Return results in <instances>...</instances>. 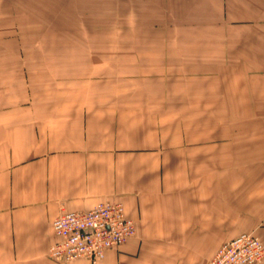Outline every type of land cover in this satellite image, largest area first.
Segmentation results:
<instances>
[{"label": "crops", "instance_id": "crops-1", "mask_svg": "<svg viewBox=\"0 0 264 264\" xmlns=\"http://www.w3.org/2000/svg\"><path fill=\"white\" fill-rule=\"evenodd\" d=\"M71 13L162 15L166 33L126 53L64 59L158 62V84L8 98L23 85L2 79L29 63L37 81L51 60L32 31ZM148 42L158 58L140 57ZM101 201L136 235L97 264H207L247 232L264 244V0H0V264H90L48 256L52 222Z\"/></svg>", "mask_w": 264, "mask_h": 264}, {"label": "rangeland", "instance_id": "rangeland-1", "mask_svg": "<svg viewBox=\"0 0 264 264\" xmlns=\"http://www.w3.org/2000/svg\"><path fill=\"white\" fill-rule=\"evenodd\" d=\"M61 14H55L54 18L56 25H61V27H57L54 30H48L46 28L40 27L36 34H33V37H38V53L48 54L49 62H40L39 67H41V71H39V76L37 81L32 79V77L26 76L28 73L26 69H28L29 63H24L23 68V78H5L2 79L4 81H8V85L10 86V81H18L22 83L21 92L17 95H9L8 98L11 100H15L17 98H21V101H31V86L33 87L34 83H38L40 87L39 91L42 92L46 88V90H53L55 92H64L71 91L73 92V87L79 89L81 94L85 96L86 91H92L95 88L106 87L115 88V87H134L137 88L146 82H150L151 84H158V77L155 74V71L158 70V62H114L109 60H99L95 61V58L92 61H64L65 55L73 54H96V55H105L106 53H126L127 50L125 46L128 43L134 42L135 44L137 39L152 40L157 39L159 37L155 36L159 33H166V30L159 29L161 26H165L164 21H161L162 15L158 13H144V14H134L132 16L133 19H129L131 15L123 14V15H112V14H96V13H80V14H66L71 19L69 23V19L64 17L62 19ZM164 17V15H163ZM64 21V22H63ZM62 22V23H60ZM128 22H130L128 24ZM70 26V29H65L66 26ZM68 24V25H67ZM39 26H46L47 24L40 22ZM79 25V26H78ZM129 25V28L127 26ZM74 27V28H73ZM80 27V28H79ZM125 27V28H122ZM24 33L31 32L30 30H23ZM168 31L167 33H169ZM144 34V36H139V34ZM48 39V44L46 45V40ZM83 39V40H82ZM65 40V45H64ZM115 41L118 46L109 47L105 46L107 43H111V41ZM86 43L87 47H80L79 42ZM151 43V47L146 48V54L140 57L144 58H158L160 49L157 47L156 42H148ZM147 43V44H148ZM100 46V47H99ZM114 48V49H113ZM134 48V46H133ZM23 54H25V49L22 50ZM174 53L173 51H170ZM142 53V52H141ZM72 54V55H73ZM146 65L147 68H152V73L150 74L149 70H145ZM47 67V68H46ZM118 67V71L116 68ZM141 67V72L137 75L135 73H130L129 70H133L134 68ZM113 68V71H111ZM7 85V86H8ZM13 86V85H12ZM26 87L29 89L26 90ZM46 87V88H45ZM108 87V88H107ZM75 89V91H76ZM45 90V91H46ZM24 91V92H23ZM74 93H69L72 95ZM67 95V94H66ZM88 95V93H87ZM64 95L57 94L52 97L55 98V101L63 100L62 97ZM68 96V95H67ZM264 262V261H263ZM262 263V262H261ZM259 264V263H256Z\"/></svg>", "mask_w": 264, "mask_h": 264}, {"label": "built area", "instance_id": "built-area-1", "mask_svg": "<svg viewBox=\"0 0 264 264\" xmlns=\"http://www.w3.org/2000/svg\"><path fill=\"white\" fill-rule=\"evenodd\" d=\"M54 241L48 256L71 262L101 261L108 250L135 237L136 225L120 202L101 201L85 212H62L52 222ZM264 261V244L253 233H241L221 245L207 264H256Z\"/></svg>", "mask_w": 264, "mask_h": 264}]
</instances>
